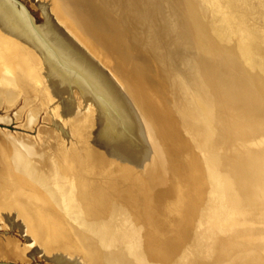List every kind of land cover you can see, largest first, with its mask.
<instances>
[{
  "label": "rangeland",
  "instance_id": "374dc122",
  "mask_svg": "<svg viewBox=\"0 0 264 264\" xmlns=\"http://www.w3.org/2000/svg\"><path fill=\"white\" fill-rule=\"evenodd\" d=\"M19 1L30 11L35 19L38 26L35 28L32 25L33 23L30 24L35 28L37 35L39 34L41 38L44 37L62 57L65 56V53L62 54L57 44L59 46H66L67 38L71 39L72 36L70 38L67 31L62 33L61 29H64V24L67 23L66 27L69 29L68 31L75 30L74 27L77 24L69 3L76 6L78 14L81 13L80 5L83 9L86 8L79 18L90 26L89 28L92 34L94 33L95 38L90 40L85 37L88 43L85 44L82 37L77 34L75 35L76 44L85 51L83 55H87V57L92 53L93 57L95 55V64L98 66L99 73H102L107 79L108 84L116 90L117 96L122 95L125 97V101L128 100L130 102V104L127 102L125 105H128L127 108L134 119L125 113L123 118L113 117L111 120L114 137L119 138L121 134L123 135L122 137H125V153L128 157H125L124 168L119 161L113 158L106 162L102 158L99 143L102 144L105 140L99 134L98 120L94 112L93 114H88L85 120L83 119V121L77 123L72 118H63L65 117V112L54 88L49 87L47 89L33 79L13 80L0 85V92L3 96L14 87L19 88L20 93L22 92L21 94L19 93L15 105L10 108H6V106L0 108L1 135L7 134L15 141L20 138L27 140L26 142L36 144L38 153L46 152L47 148L50 150L51 146L55 145L54 132L60 137L61 143L60 147L55 145L61 159L59 168L47 167L41 159H31L22 151H17L18 155H15V153L11 157L8 154L6 158L12 159H8L7 161H4L2 155L0 156V185L3 181V174L7 172L11 178L15 177L13 180H15L16 185L24 186L27 191L25 197L14 198V202L11 205L7 207L0 206V214L5 211H12L13 208L19 210L20 215L26 219L29 225L31 240L34 243L22 233L20 226L14 223L11 224L7 220H0V264H112V257L114 258L112 255H117L120 252L113 251L114 249H111L110 246H114L122 240L125 242L128 231L132 236L129 243H135L136 241L133 239L137 235L140 236L142 224L131 220L130 216L133 217V213H136L139 207L142 206L148 208L149 214L151 213L148 217L153 220L162 233L160 235L163 236L161 239L162 243L165 246L166 244L171 245L174 249L176 244L183 238L184 232L190 225V220L198 216L197 209L201 205L199 192L201 186L200 182L195 180L197 174L192 172L191 161H189L190 156L185 155L186 153L180 154L182 150H180L181 146L179 144L172 142L170 137L166 135L160 139L161 147L157 143L153 144L149 142L152 138L151 128L146 121L143 122L139 108L135 107V104L131 100L130 93L136 94L139 97L138 99L144 101V104L148 108L149 105L146 103H153L150 100L151 98L155 101L154 104L157 105L158 109H162L163 106H161L160 100L164 102L163 100H170L172 98L170 95L171 90L165 84L162 77L163 73L160 70L159 61L156 59L157 55L141 42L138 41L136 43L133 41V39L140 40L139 38L143 35L142 33H145L144 26L141 24L143 23L142 19L136 17V8L138 7L134 4V0H120L121 6L116 4L115 7L114 5H110L106 8L101 0ZM11 4L16 8L18 14L20 13L22 17L24 15L26 18L28 17L12 1ZM74 12L76 13V10ZM140 13L142 14L144 11L141 10ZM47 14L49 15L47 16ZM25 17L23 18L24 20ZM68 23L69 25L71 23L74 27H68ZM3 28L0 26V47L2 48H0V51L5 50L7 46H11L9 47L10 49L18 48L16 49L17 51L22 50L23 45L19 39L10 36ZM52 28L55 30H52ZM75 28H80L78 31L82 30L81 25ZM145 31L147 32L148 30ZM41 44L43 43L41 42ZM93 44L95 45L94 48ZM103 52H106L109 57H105ZM100 56L105 58L108 64ZM65 60H67L66 56ZM72 65L79 69V71L84 70L83 65H81L82 67ZM169 69L171 73L174 67ZM127 83H129V86L135 93L129 90ZM163 89H165V92ZM77 91L74 92V98L79 97V92ZM48 92H51V94H47ZM42 98L45 99L43 108L37 106L35 109L39 111L38 115L34 117L30 116L27 121L28 111L26 110L29 108L28 106L32 108L33 105H37V100ZM171 100L174 102L173 98ZM163 105L166 106L165 104ZM57 106L58 110L56 109ZM172 106L175 108V104H172ZM178 107L181 110L179 117H182L184 111L179 105ZM49 108H51L54 116L46 120L45 114L41 109L46 110ZM147 108L143 109L144 112L150 113L149 108ZM170 109H172L170 106L169 109L167 107L166 112H169ZM57 111L60 112L58 113ZM154 112L156 113L155 110ZM156 117L158 118V115ZM94 121H96V124ZM168 130L169 135L177 136L174 129L169 128ZM64 138L74 141L82 151L78 152L75 148L74 150L68 149ZM40 140H42V143H40ZM46 143H50L48 147H46ZM194 152L193 159L195 161L201 158L203 161H206L207 165H213L216 173L221 174V165L214 160V154H208L205 158L197 149ZM79 153L84 155L82 159L84 165L80 162ZM65 156L66 158H64ZM28 159L29 162L27 161ZM208 160L210 161L208 162ZM89 167L90 170H88ZM48 168H51L52 173L58 171L57 174L60 176V179L63 177L62 181L59 180L60 182L66 180L62 185L59 183V186L62 188L55 184L54 186L52 185L53 188L48 184H44L46 183L44 182L45 175L51 172ZM153 172L159 175L162 173L164 178L160 180L155 179V185L158 188H156L157 190L150 191L146 186L147 181L144 176L147 174L152 175ZM64 173H66L65 176H63ZM216 173H212L214 177L212 182L214 184H216L217 179ZM17 175H20L21 178L17 179ZM188 175L190 179L187 177ZM185 177L189 180L186 183H181L180 181ZM80 183L81 187L78 185ZM105 184H108V186L105 187ZM159 187H162V191H160ZM17 193L14 192L13 195H17ZM160 194L161 197H159ZM103 196L104 199H101ZM134 215L143 217L142 215ZM108 217L109 221L106 219ZM146 223L147 225L149 224L148 222ZM107 225L110 228L108 226L107 229ZM96 226H98L97 229ZM144 236L146 239L144 242L146 243L149 240L145 234ZM152 243L149 242L151 246L148 249L150 252H156L160 244ZM228 243V241L224 243L223 255L215 261V264H264L257 258V254L255 256L250 255L249 257L243 245L229 246ZM56 251H61L62 253H55ZM79 251L83 253V257L69 258L68 255L79 254Z\"/></svg>",
  "mask_w": 264,
  "mask_h": 264
},
{
  "label": "water",
  "instance_id": "95a60500",
  "mask_svg": "<svg viewBox=\"0 0 264 264\" xmlns=\"http://www.w3.org/2000/svg\"><path fill=\"white\" fill-rule=\"evenodd\" d=\"M11 1L24 11L36 28L38 25L30 11L19 0ZM101 1L109 6H121L120 0ZM198 1L172 0L173 5L170 7L174 12H177L176 9L187 11L190 16V26L183 33L187 34L188 39L191 38L192 50L196 55L197 74L203 80L206 92L213 97L212 117L216 134L210 154H214V160L221 165L225 185L219 190L214 182L212 184V173H216L213 165H207L201 158L196 161L193 159L194 151L200 147V139L193 128L185 125V114L181 117L184 122H178L172 114L166 112L167 107L162 105L160 112L162 110V113L171 116L168 118L170 124L165 129L158 123L154 112L157 105L150 98L153 103H146L149 105V115L145 111L152 130L149 142L157 143L161 147L160 139L164 135L167 136L169 128L183 131L182 137L177 131L178 135L174 137L180 143V154L186 153L185 155L190 156L192 172L197 174L195 180L200 182L201 186V205L197 209L198 216L190 220L183 238L174 249L171 245L165 246L162 243V233L148 217L151 215L148 208L142 206L140 212L143 217L130 216L131 220L142 224L140 236L137 235L133 239L135 243L128 244L127 240L110 246L113 251L120 252L112 255V264H215V261L222 257L224 243L227 241L229 246L243 245L249 257L257 254V258L264 263V147L261 144L252 145V141L264 135V0H213L211 6L203 3L207 6H203L204 10L198 9ZM134 4L138 9L145 11L146 15L152 10L151 4H146V0H134ZM158 7L155 20L162 19ZM201 14H206L209 21L200 24ZM141 15L140 13V19L145 20ZM178 25L176 21L175 33ZM143 26L146 35L150 34L148 37L151 38L154 32L152 24L145 22ZM145 33L141 36L145 37ZM173 48L170 58L174 60L182 54L178 44L174 43ZM241 50L248 59L241 57ZM160 56L164 58L167 54L163 51ZM160 56L158 58L161 60ZM166 62V66L160 70L164 75L165 84L174 90L176 73L169 75L170 65L168 60ZM190 72L194 74V70L188 73L191 74ZM127 86L134 92L129 83ZM139 101L141 108L145 110L147 106L144 101ZM191 113L193 114L192 111ZM162 119L164 122L168 121L166 117ZM155 175L156 173L147 174L144 177L147 181L150 176L147 181L150 183V179ZM187 177L190 179L189 175ZM185 178L180 182L186 183L189 179L186 178L185 181ZM144 234L149 240L146 243ZM149 242L160 244L156 252H150Z\"/></svg>",
  "mask_w": 264,
  "mask_h": 264
},
{
  "label": "bare ground",
  "instance_id": "6f19581e",
  "mask_svg": "<svg viewBox=\"0 0 264 264\" xmlns=\"http://www.w3.org/2000/svg\"><path fill=\"white\" fill-rule=\"evenodd\" d=\"M147 3H150L152 6V8L150 7L152 9L151 11H149L147 9L151 15H149V12H147V15H146V12L144 11V13H142L141 16H143V19H145V20H143V23H141V22L140 23L144 24L146 22V23L152 24V28L154 29L153 30L154 32L151 31L152 32L151 38H149L150 35L147 34L146 37L141 36L139 38L140 40L133 39V41L136 43L138 41L141 42L144 46H146L153 53H155L157 55V59L159 61L160 68L166 66L165 65V63L167 64L166 60H168L170 62V63L168 62V64L171 65V67H170L171 69H172V67H174V69H172L171 73L169 71V75L172 73L173 74L176 73L175 82L173 84L174 90H172V88H170L171 91L170 90L169 91L171 92V94L170 93L169 94L172 96L175 103L169 99H167L168 101L167 100H163V101L165 102V105L168 107V109H169V106H170V108H172V109H170L169 112H172L170 114H172L175 117V120H177V121L181 120L182 122H184V119H180L181 117H179L181 110L179 109L178 105L184 111V114L186 117L185 125L193 128V130H195V132L199 136V139H200V142H199L200 145L199 146L200 147L198 148V151H200V153H202V155L205 156V158H206L207 157L206 155H208V154H210V152H212L211 148L214 146L213 145V139H214V136L216 134V128L214 126L213 117H212V115H213V107L212 106H213L214 102H213V97L209 93L206 92V89H205L206 87H205L203 80L197 74V71H196L197 68L195 67L196 66V63H195L196 55H195V52H193V50H192L193 44L190 41L191 38L188 39L187 34L183 33L187 30V27L190 26L189 25V23L191 22L190 16L188 15L187 11H181L180 9H176L177 12H174L172 10V8L170 7V5H173L172 0H146V4ZM203 3L208 4V6H211L213 4V0H199L198 6H197L198 9L200 8V9L204 10L203 6H206V5H204ZM70 6L72 7V11H74L76 9L74 4L70 5ZM104 6L106 8L109 5L104 4ZM157 6H159L158 8H160V12L162 13V19H160V18L156 19L160 25L155 20V11L157 10ZM197 7L195 6L196 9H197ZM80 9L82 12L83 8L80 7ZM84 9H86V8H84ZM139 11H141V10L137 8L136 17L138 19H140ZM76 13H77V10H76ZM195 13L197 14V12H195ZM166 14H167V16H166ZM48 15L49 14H47V16ZM76 15H78V13ZM181 15H182V17H181ZM173 16H174V18H172ZM24 17H25V15H24ZM24 17H22L20 13L19 14L17 13L16 8H14V6L11 4L10 0H0V26H2V28L4 27L3 29L10 36L15 37L16 39H19L20 43L23 45V48L19 46L20 48H22V50L17 51L16 49H18V48H11L10 49L9 47H11V46H9V47L5 46L6 47L5 50L0 51V85L5 84L7 82H11L13 80L15 81V80L33 79L34 81L36 80L38 83H41L47 89H49V87L52 89L54 88L56 93H57L56 95L58 96L59 101L62 104L64 112H65L64 113L65 117H63V118H66V119L72 118L73 121H75V122L77 121V123L83 121V119L85 120L86 119L85 117H87L88 114H91V113L93 114V112H94L95 115L97 116V120H98L97 123L99 125L98 126L99 127V134H101L102 135L101 138H103L105 140L102 144L99 143V145H100L99 150H100L102 158L104 159L105 162L108 161L109 159L113 158L114 160L119 161L121 163V165L125 168V157H128L125 153V137H122L123 136L122 134L120 135L119 138H116V136L114 137V135H113L114 131L112 129L111 120L113 117L123 118L125 116V113L129 114L133 118L131 112L127 108L128 105H125V104H127V102L130 104V102L128 100L125 101V97L122 95L117 96L116 90L110 84H108V81L105 78V76L102 75V73H99L98 68H97L98 66L95 64V59H94L95 55L93 57L92 56L93 53H92L89 57H87V55H83V52L85 53V51L82 48H80L79 46H77V44H76L77 40L75 39L76 38L75 35L79 34V32H78V29H76L75 27L78 26V23L76 22L77 24L75 27L72 26V24H73L72 22H71L72 24L70 23V25L68 23V27L72 26V27H74L75 30L68 31L69 29L66 27L67 23L64 24L65 25V27H63L64 29H61L62 33H65L67 31L69 37L72 36V38L70 37L71 39L64 36L67 38L66 46L65 45L59 46V44H57L60 51L62 52V54L65 53V56L67 57V60H65V56H63L64 58L62 56H60L53 49V47L47 42V40L44 39L43 35H42L43 38H41L39 36V34L37 35V33L35 32V28H33L30 24L31 22L29 21V18L25 17V20H24L23 19ZM166 18H169V19H166ZM176 21L179 24L177 33H175V30H174V28L176 27ZM206 21H209L208 16L206 14L202 16V14H201L199 17L200 24L206 23ZM48 24H51V23H48ZM171 25L173 28H171ZM146 26L149 27L148 25H146ZM53 29L54 28H52V30ZM162 30H163V33H162ZM60 35H61V33H60ZM73 38H74V40H73ZM41 42L44 45L41 44ZM174 43L179 45V47L181 49L180 52L182 55H180L177 58L175 57L173 60L170 58V52H172L174 50V48H173ZM85 44H88V43L85 42ZM2 46H3V44H2ZM163 51H165L167 54V56L164 58H163V56H160V52L162 53ZM101 53H102V50H101ZM240 53H241L242 58L248 59V57L242 52V50L240 51ZM103 54L105 55V57L106 56L109 57V55L106 52H103ZM193 54H194V56H193ZM159 56L161 57V60L158 58ZM100 57H102V56H100ZM103 59H104V61H106L105 58H103ZM72 64L79 66V67H82L81 65H83L84 70L82 69V71H79V69L74 67ZM107 64H108V62H107ZM192 70H194V74H192L190 72L192 74L191 75L188 72L192 71ZM165 73H166V71H165ZM163 76L164 75L162 74V77ZM37 82H34V83H37ZM18 89L16 87L12 88V90H9L5 94V96H3L0 92V108L2 106H6V108H10L11 106L16 104L17 99L19 97V93H20ZM76 90H78L77 92H79L78 98H74V92ZM164 90L165 89H163V91ZM172 91H173V93H172ZM51 92H48L47 94H51ZM167 92H168V90L166 91V94H167ZM130 95H131L130 97H131L132 102L135 104L134 106L135 107L137 106L141 112V115H142L141 119L143 120V122L144 121L147 122L148 119L145 116L144 110L140 106V101L138 100L139 97L137 98L135 96L136 94L134 95L132 93H130ZM165 96H167V95H165ZM163 99H166V98H163ZM52 100H55V99H52ZM164 102H162V100H161V103H164ZM36 103H37V105H33L32 108L30 106H28L29 108H27V110H26V111H28L27 121L29 120L28 118L30 116L34 117V116L38 115L39 111H37V109H35V108L37 106L38 107L40 106L43 108V106L45 104V99L44 98L38 99ZM53 104H54V102H53ZM172 104H175V108L172 106ZM81 107H82V109H81ZM57 108H58V106L56 107V109ZM41 110H43V113L45 114L44 117L46 120H49L54 116L51 108L46 109V110L45 109H41ZM155 111L158 115V120H159V118H161V120H159L158 123L162 127H164L165 129H167L166 126H168L170 124V121L168 120V118L171 116H167V114L165 112H163L164 115L162 116V113L160 112L159 109H157V107H156ZM191 111L193 112V114L191 113ZM55 115H56V111H55ZM165 117L168 121L164 122L162 118H165ZM138 121L140 122L139 119H138ZM95 122L96 121H94V123ZM148 125L150 126V124H148ZM185 125H184V127H186ZM251 130H252V128H251ZM176 131L182 137L183 131L181 129H178ZM53 136L55 138V145L60 147V145H61L60 139H59L60 137L57 136L55 132L53 133ZM167 136L170 137L172 142H175V143L180 145L177 138H175L173 135H169L168 131H167ZM19 139L15 141L14 139H11L10 136L7 134L6 135L0 134V156L1 155L3 156L4 161H7L8 159H12V158H6L8 154L11 157V155L13 156L17 151L18 152L22 151L23 153H25V155L27 154L28 157H30L31 159H34V158L41 159L47 165V167H57V168L60 167L59 163L61 162L60 161L61 159H60L59 153L56 151L55 145L53 147L51 146L50 150H49V148H47L48 152L46 151V152L38 153L37 147L35 146L36 144L34 145L33 143L26 142L27 140H22V139L19 140ZM64 139L66 140L65 142L68 145V149L74 150V148H75V150L78 152L82 151V149H80L79 146H77V144L74 141H72L69 138H64ZM41 141L42 140H40V143H42ZM50 141H52V140H50ZM65 142H64V144H66ZM252 142H253L252 145L253 144H261L264 147V135H262L260 138H257L255 141H252ZM48 144H50V143H48ZM48 144L46 145V147H48ZM45 145H44V147H45ZM216 152L219 153V151H216ZM62 154L64 155V153H62ZM15 155H18V153H16ZM79 157H80L81 164H83L84 162H82V159L84 158V155L82 153H79ZM211 157H212V155H211ZM64 158H66V156ZM210 160L212 161L211 158H210ZM210 160H208V162ZM27 161L29 162V159ZM74 162H75V160H74ZM40 166H42V165H40ZM65 168H67V167H65ZM48 169L51 170V168H48ZM88 170H90V167ZM52 172L53 171L51 170V172H48V174L45 175L44 182H46V183H44V184H46V185L48 184L50 187H52V185L54 186V184L56 186H59V183H61V185H62V183H64L66 181L65 180L64 182H60L59 180H61L63 177L60 179V176L57 174L58 171L55 173H52ZM68 173H69V171H68ZM155 173L156 172H153V174H155ZM65 174L66 173H64L63 176H65ZM105 174H106V172H105ZM218 174L219 173L217 172L215 175L217 178L215 187L219 188V190H220L225 185V181H224V178L221 177L223 175L222 174L218 175ZM106 176H107V174H106ZM2 177H3V181L0 185V206L1 207L2 206L7 207V206L11 205L14 202V200H13L14 198L15 199L21 198V197H25L27 195L26 194L27 191H26V188L24 186L21 187L20 185L15 184V182H14L15 180H13V179H15L14 176H13V178H11L9 176V174H7V172H5ZM154 177H152L150 179V183L147 182V185H146V186H148V188L150 190L153 187H155L154 189L158 188L157 186H155V182H156L155 179L160 180V179L164 178L162 173H161V175L156 174ZM16 178L19 179L21 177H20V175H17ZM65 179H67V178H65ZM72 179H74V178H72ZM148 180L149 179H147V181ZM159 183H161V182H159ZM212 184H213V182H212ZM63 185H65V184H63ZM78 185L81 187V183ZM109 185H110V183H109ZM107 186H108V184H105V187H107ZM59 187L62 188L61 186H59ZM116 187L118 188V186H116ZM161 188H160V191H162ZM14 192H18L17 195L16 194L13 195ZM54 193H55V191H54ZM62 193H63V189H62ZM154 196H155V194H154ZM159 197H161V194ZM101 199H104V196ZM51 202H53V201H51ZM55 203H57V202H55ZM106 206H108V205H106ZM140 210H141V207H139L138 211L136 213H133V215L134 214L142 215ZM42 213H43V211H42ZM104 215H107V214H104ZM104 215H102V216H104ZM104 217H106V216H104ZM127 217H128V215H127ZM2 219L9 221V223H11V224L14 223V224H17L18 226H20L22 228V233L24 235H26L28 237V239L33 243V241L31 240V232L29 231V225H28L26 219L22 215H20L19 210L13 208L12 211H5V212L1 213L0 214V220H2ZM106 219H108V221H109V217ZM106 219H105V221H106ZM94 220H95V217H94ZM109 225H107V227H106L107 229H108ZM114 225H116V224H114ZM97 228H98V226H96V229ZM109 228H110V226H109ZM94 229H95V227H94ZM126 231H128V230H126ZM104 232H106V231H104ZM129 237H130V239H129ZM131 238H132V236L129 234V231H128L127 238L125 239V241L129 240L128 241V243H129L131 241ZM35 244H37V243H35ZM40 246H42V244H40ZM60 252L61 251H56L55 253L59 254ZM47 254H49V253H47ZM79 254L75 253V255H68V256L70 259H75L78 256L83 257V253H80V251H79ZM65 255H67V253H65ZM0 257H1V254H0ZM91 260H93V259H91Z\"/></svg>",
  "mask_w": 264,
  "mask_h": 264
},
{
  "label": "crops",
  "instance_id": "0c3cea01",
  "mask_svg": "<svg viewBox=\"0 0 264 264\" xmlns=\"http://www.w3.org/2000/svg\"><path fill=\"white\" fill-rule=\"evenodd\" d=\"M69 5H73V4L69 3ZM80 7H81V5H80ZM75 10H77V8ZM84 11H85V9H83L81 13H84ZM72 12H73V17L76 20L75 22L78 23V27H79V25L82 26V30L81 31H78V32H79V35L84 39V41L86 42V40H85L86 38H89L90 40L93 39V38H95V36L93 35L94 33L93 34L91 33V30L89 28L90 26L87 25V24H85V22L82 19L79 18V16L82 15V14L80 13V14L76 15L77 13H75L74 11H72ZM78 30H80V28ZM94 46L95 45L93 44V48H94Z\"/></svg>",
  "mask_w": 264,
  "mask_h": 264
}]
</instances>
